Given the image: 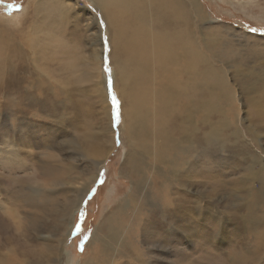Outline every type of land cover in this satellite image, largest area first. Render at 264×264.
<instances>
[{
    "label": "rangeland",
    "instance_id": "1",
    "mask_svg": "<svg viewBox=\"0 0 264 264\" xmlns=\"http://www.w3.org/2000/svg\"><path fill=\"white\" fill-rule=\"evenodd\" d=\"M43 1L0 0V42L4 39L10 44L0 51V83L17 70L25 82L26 101L31 106L14 115L7 103L12 93L0 92V199L11 198L26 206L46 237L44 242L54 251L55 264H63L64 257L83 245L82 264L89 254L87 245L97 230L109 244L110 253L96 255L99 264H264V203L254 201L260 180L253 174L251 164L253 155L261 156L264 163V134L259 141L249 134L251 129L257 130L252 98L264 92V0H194L204 13L200 19L191 8L194 45L207 55L212 72L215 69L220 76H228L236 91L232 103L238 106L239 113L234 120L222 95V100L211 97L208 137L201 131L194 132L195 153L190 156L185 152L179 158L174 170L180 173L176 183L166 181L170 172L163 173L152 154L145 156V190L152 198L140 210L134 187L137 182L129 176L125 165L128 146L122 133L121 100L114 89L115 66L108 23L94 0H60L71 9L66 21L60 24L52 20L55 13L47 15ZM184 2L190 9L191 0ZM90 12L96 19L91 27L96 25L99 34L96 41L102 53L101 69L96 68L93 60ZM20 46L24 51L16 49ZM100 70L105 81L104 94ZM37 81L41 87L34 86ZM38 96L41 105L36 102L40 100ZM106 104L111 107L109 117ZM37 108L53 115L39 117L35 113ZM56 117L65 122L62 128L56 126ZM55 130L56 136H50ZM74 147L78 148L77 155ZM97 150L100 157L95 158ZM93 158H102L103 165L73 213L71 232L59 256L55 245L59 236L54 229H62L65 203L74 192L64 185L56 186V178H48L45 173L65 169V179L77 177L71 174L73 171L93 176L94 168L85 167ZM35 182L49 189L45 190L44 202L37 207L29 205V197H21L28 194L24 192L25 186H29L30 192L38 189L33 186ZM125 200L130 201L128 209L114 218L120 221L118 227L111 229L109 225L101 230L104 218ZM250 211L254 227L244 220L249 218ZM77 225L81 227L78 229ZM109 231L112 239L106 236ZM125 235L129 243L124 246ZM247 249H255L258 257L247 253L244 261L242 254ZM134 251L141 255L138 262L134 254L130 255Z\"/></svg>",
    "mask_w": 264,
    "mask_h": 264
},
{
    "label": "bare ground",
    "instance_id": "2",
    "mask_svg": "<svg viewBox=\"0 0 264 264\" xmlns=\"http://www.w3.org/2000/svg\"><path fill=\"white\" fill-rule=\"evenodd\" d=\"M94 2L101 9L102 14L106 19L105 21L108 23V28L111 30V33L109 32L113 44L111 58L115 66L113 72L115 84L114 89L118 91L119 100H121V109L124 119L123 130H121L123 136L126 135L128 146L125 165L129 176L137 182L136 186L134 184V187L140 200V207L137 209L140 210L142 205L152 198V195L145 190L147 188L145 186L146 181L143 177L144 169H146L145 166H143L144 157L151 156L152 154L156 163L162 167L161 171L163 173H166V171L167 173L170 172L171 176L166 179V181L176 183V181L179 180L180 173L177 174L174 170L179 158L185 152H188L190 156L195 153L193 151L196 149L193 135L195 134L194 132L196 130L199 132L201 131L206 137H208L206 127L210 124H207L209 121L207 113L209 112L208 109L211 97H220L221 94L226 105L230 108L229 111L232 113V117L235 116L234 120H236V115H238L239 109L238 106L232 103L236 91L231 86V81L228 80V76H220L215 69V72L211 71V64L208 63L207 55L202 51H199V49L197 50L194 45L195 25L192 24L191 8L195 10V13L200 19L204 18L203 11L194 0H191L190 9L184 0H94ZM41 4L43 5V8H47V15L55 13V17L52 20L59 24L66 21L68 10H71L70 7L64 5V2L60 0H44ZM83 11L85 12L84 9ZM88 16L89 28L94 30L90 34L92 43L95 44L93 60L96 68L101 69L102 53L101 48H98L99 44L96 41L99 34L96 31V25L91 27V23H95L96 19L93 14ZM0 43H2L0 51L3 50L2 48L5 49L7 45L8 47L10 45L4 39H2ZM22 47H17L16 49L20 51V49L23 50ZM0 55H2L1 52ZM35 68L37 69V67ZM44 74L42 73V75ZM99 76L101 78L100 84L102 85L101 89L103 92L105 81L102 79L101 70L99 71ZM2 77L3 76H1V78ZM29 83L30 82L27 84ZM24 84L25 82L19 77L17 70H15V72L9 77L2 79L0 83V92L12 93V97H7V103L10 107L8 109H10L14 115H20L31 107L26 101ZM34 86L36 88L41 87V83L37 81ZM104 93L105 92H103V94ZM30 95L31 94L29 93V96ZM256 98L257 97L252 98V101L255 106L253 110V118L257 130L253 127L254 129H251L252 131L250 130L251 133L249 134L255 141H259L261 138H259V136L264 134V92L261 93L257 99ZM39 101H41V99L36 102ZM109 107L110 106L106 104V113L108 114V117L110 116ZM233 107L236 108V110ZM41 112L46 113L44 115ZM35 113L39 117L50 118L53 115V112L48 113V110L46 111L44 109H40L39 111L38 108L35 110ZM234 122L236 124L238 123V121ZM64 123L65 122L61 120V117H56V126L62 128ZM199 124L202 126H198ZM32 128L33 127L28 129L31 131ZM112 131L113 130H111V132ZM56 132L57 131L55 130L53 133H49V135L56 136ZM34 133L35 132H33V134ZM54 133L55 135H52ZM40 136H42V134ZM43 138L44 136L42 139ZM104 145H107V143ZM73 149L77 155L78 148L74 147ZM103 149L105 150V146ZM97 153L98 155H94L95 158L100 157L98 150ZM103 154L106 153L103 152ZM253 156L255 157L254 159H251V164L254 168L253 174L260 180V188L257 190V197H254V201L257 203H264V163L261 160V156ZM95 158L92 159L93 162L88 161L85 165V167L94 168L95 174L93 176L84 171L78 174L73 171L71 174H75L77 177L69 176L68 179H65V169H56L57 172L48 171L45 173V175L48 174V178H56L55 182H53L56 186L64 185L68 187V190L74 192L69 194L65 203L62 229L60 227L54 229L55 235L59 236L55 244L59 256L62 252V245L67 241L69 233L71 232L70 223L72 222L71 220H73V213H75L74 211L80 206L81 199L87 191L89 182L96 177L99 169L103 165L102 158ZM256 163L260 164L259 168L255 167ZM62 167H64V165ZM77 183H81V187H78ZM140 183L141 185H139ZM25 185L26 184H23L22 186ZM164 186L167 188L165 183ZM160 187L163 189L161 185ZM23 189L24 192L28 194H24V196L21 197H29L30 199L28 200V203L33 207H37V205L44 202L43 198L46 195L45 190H49L48 188L44 189L38 187L37 190L30 192L31 190L29 186H25ZM169 194L171 195L172 193ZM125 202L115 206L111 210L113 213L104 218L101 230H104V228L109 225L111 229H116L118 227L120 221L118 222L114 218L128 209L130 201ZM207 211L208 209L205 213ZM209 212L206 213L208 218L210 217ZM251 213L252 211H250L249 218H245L244 220L245 223H252L253 226L255 221H253ZM100 235V230H97L94 233L92 240L87 245L89 254H87V257L82 264H99V259L96 255L106 256L107 253L110 255L108 248L109 244L105 242ZM106 236L112 239V232L109 231ZM128 240L127 235H125L123 241L124 246L126 242L129 243ZM112 251L115 253L113 248ZM244 252L245 253L242 254V259L244 261L247 260L246 257L248 258V256H246L247 253H252L257 257L259 255L255 249H247V251ZM133 254V258L136 261L141 259V255L137 251H134L130 255ZM116 261L117 260L114 259L113 263ZM104 264H106V262H104ZM235 264L239 263L235 261Z\"/></svg>",
    "mask_w": 264,
    "mask_h": 264
},
{
    "label": "clouds",
    "instance_id": "3",
    "mask_svg": "<svg viewBox=\"0 0 264 264\" xmlns=\"http://www.w3.org/2000/svg\"><path fill=\"white\" fill-rule=\"evenodd\" d=\"M45 239L25 205L0 199V264H55V253ZM82 255L77 249L63 258V264H81Z\"/></svg>",
    "mask_w": 264,
    "mask_h": 264
},
{
    "label": "snow or ice",
    "instance_id": "4",
    "mask_svg": "<svg viewBox=\"0 0 264 264\" xmlns=\"http://www.w3.org/2000/svg\"><path fill=\"white\" fill-rule=\"evenodd\" d=\"M15 7V6H14ZM18 10V9H17ZM253 31H256V29H252ZM105 39V41H106V37L104 38ZM113 100H114V102H115V96L113 97ZM118 119H119V117H117ZM101 184L103 183V179H101L100 181H99ZM93 191H95V189H93ZM82 216H83V214H82ZM81 226L80 225H77V228L79 229ZM85 239H87V237L85 238ZM80 251L81 252H83L84 251V247H83V245H81V247H80Z\"/></svg>",
    "mask_w": 264,
    "mask_h": 264
}]
</instances>
